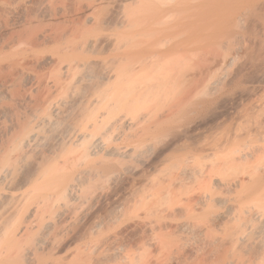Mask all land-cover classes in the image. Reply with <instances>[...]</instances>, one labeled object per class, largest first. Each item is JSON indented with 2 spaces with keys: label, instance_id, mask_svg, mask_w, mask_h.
<instances>
[{
  "label": "bare ground",
  "instance_id": "1",
  "mask_svg": "<svg viewBox=\"0 0 264 264\" xmlns=\"http://www.w3.org/2000/svg\"><path fill=\"white\" fill-rule=\"evenodd\" d=\"M0 264H264V0H0Z\"/></svg>",
  "mask_w": 264,
  "mask_h": 264
}]
</instances>
